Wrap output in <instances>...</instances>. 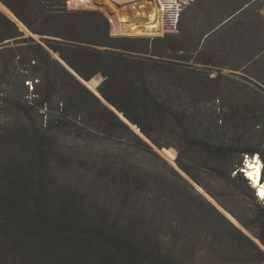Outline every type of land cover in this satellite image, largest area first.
<instances>
[{
    "label": "trees",
    "instance_id": "16d2710c",
    "mask_svg": "<svg viewBox=\"0 0 264 264\" xmlns=\"http://www.w3.org/2000/svg\"><path fill=\"white\" fill-rule=\"evenodd\" d=\"M67 1L1 0L31 37L0 3V55L25 90L10 147L19 161L0 158V264H264L257 242L152 146L175 148L178 167L264 246L262 199L250 218L202 176L252 188L246 159L264 161V0H198L177 34L155 38L112 36L103 14ZM53 53L86 81L101 75L102 97L152 144ZM69 162L85 186L62 182Z\"/></svg>",
    "mask_w": 264,
    "mask_h": 264
},
{
    "label": "rangeland",
    "instance_id": "374dc122",
    "mask_svg": "<svg viewBox=\"0 0 264 264\" xmlns=\"http://www.w3.org/2000/svg\"><path fill=\"white\" fill-rule=\"evenodd\" d=\"M72 1L74 2L73 5H72ZM197 1L198 0H195L193 3H191L190 5L184 8L181 15V22L183 19L186 20L188 18L193 17L192 14H194V7H196L195 4ZM68 6L74 8L73 10L68 9L70 11H93L103 14L106 18H108L111 21V25L114 28V32L119 37L155 38V37H163L166 35L162 27L160 28L161 29L160 31L158 29L157 30L153 29L151 31H148L142 28L141 24L137 25L134 22V20L136 21V18L139 19L160 18V24H161L162 22L161 18L163 13L161 12V8H160L161 7L160 0H68L67 7ZM125 26H135L136 29L133 28L134 31L131 30L132 32L131 31L126 32L124 30ZM53 57L56 60H58L54 54ZM16 65L17 64L13 61V58L10 53L0 55V158L1 160L4 161L9 159L11 160V162L17 160L20 156V149L17 148L10 150V147L14 145L11 142L12 135L15 134L17 138L20 137L19 135L20 131L14 128V126L17 125L18 121H19L18 123H20V96L25 91L20 85V77L18 75L20 71H17L19 69L18 66ZM226 72L227 70H225V73ZM102 79H103L102 76L99 75L93 79L92 83H97L96 87L98 88L99 87L98 83L100 85L101 82L103 81ZM26 85H29L28 86L29 92H32L33 89L32 82L31 83L27 82ZM89 89L94 94L96 93L92 90V88ZM104 104L106 103L104 102ZM14 115H16L18 118H15ZM133 130L135 131V129ZM137 133L139 134V132ZM144 140L149 142L146 138H144ZM118 143H119L118 141H115L114 144H111L110 142L102 141V143L99 144V147L100 149L116 148L119 145ZM79 146L80 149L83 150V147H81V145ZM103 146L105 147L103 148ZM95 148H98V144L95 145ZM154 149L170 167L174 168L186 180H188L185 177V175L182 174L180 170L177 168L178 165L176 163V159L178 157V151L175 148H170V149L164 148L167 149V151L164 152L165 155L163 153H160L156 148ZM257 156L262 161L263 163L262 168L264 170V161L259 154H256L254 158H256ZM142 157H143V162H147L149 159L147 155L145 157L142 154ZM73 158L76 159L77 156ZM154 161L158 163L157 160ZM16 162L14 161L13 163ZM72 163L69 162V166H67L66 164H61V165L59 164L57 166L59 172L61 171L62 174L66 177V179L62 180V182H67V180H70L73 184H75L77 180L78 181L81 180L79 181V183L82 182V184L85 186L87 184V177L85 176L84 169L82 168L81 165L77 164L76 162H74V164ZM246 173H247V169H246ZM202 176L204 177L203 178L204 182L208 185L209 188H212L217 192H220V194H222L223 196H225V200H227L229 206L241 212L243 211V213H245L246 216L250 218L252 217L253 210H255V201L253 200V197L257 196V189H255L252 185H251L252 188H249L248 185L245 182H243L241 179H237L235 182H233L232 187L226 188V185L223 186L222 184H220L221 182H219L218 179L217 181L216 178H214L213 176L212 177L207 175H202ZM60 177H62V175ZM188 181L195 187L197 191L198 190L200 191V192L198 191L199 193H201L209 201H211L214 205H216L215 202L206 195L207 192L201 186L197 184L200 187L199 188L198 186L193 184L190 180ZM68 182L64 184H68ZM202 189L205 192H203ZM260 200L261 199H259V201ZM262 201L264 202V200ZM261 204L263 203L261 202ZM220 207L223 208L222 206ZM220 207L218 209H220ZM225 212L227 211L225 210ZM226 216L229 219L233 220V222L241 230H243V232H245L248 236H250L253 240H255L257 244L260 246V248L264 250V246L257 239H255L251 235V233H249L245 228H243L229 212H227Z\"/></svg>",
    "mask_w": 264,
    "mask_h": 264
},
{
    "label": "built area",
    "instance_id": "2783aa9c",
    "mask_svg": "<svg viewBox=\"0 0 264 264\" xmlns=\"http://www.w3.org/2000/svg\"><path fill=\"white\" fill-rule=\"evenodd\" d=\"M195 0H160L163 13L161 21L165 34H177L180 30L181 15L184 8Z\"/></svg>",
    "mask_w": 264,
    "mask_h": 264
},
{
    "label": "water",
    "instance_id": "95a60500",
    "mask_svg": "<svg viewBox=\"0 0 264 264\" xmlns=\"http://www.w3.org/2000/svg\"><path fill=\"white\" fill-rule=\"evenodd\" d=\"M0 3L1 4H3L2 2H1V0H0ZM14 22H16V24H18V26L22 29V31H24V33H25V35H26V37H31L32 36V34H31V32L27 29V27L21 22V21H19V19L16 17V16H14V18L12 19ZM22 26V27H21ZM55 56H56V58L62 63V64H64V66L69 70V71H71L86 87H89L90 88V84L92 83V81H93V79L91 80V81H86V80H84L83 78H81L71 67H69L60 57H59V55L58 54H55V53H53ZM98 86H99V84H98ZM97 92H98V97L103 101V102H105L109 107H111L112 108V110H114L125 122H127L132 128H136L138 131L137 132H139V135H141L142 137H144V138H146L150 143H151V141L140 131V129L139 128H137V127H135L134 125H132L122 114H120L117 110H116V108L115 107H113L111 104H109L103 97H102V95L100 94V92H99V90H98V88H97ZM136 132V131H135ZM136 132V133H137ZM152 144V143H151ZM153 145V144H152ZM153 147L154 148H156L160 153H163L164 155H165V151H167V149H159V148H157L155 145H153ZM247 160V159H246ZM177 166V165H176ZM177 168L180 170V172L182 173V174H184L185 175V177L188 179V180H190L193 184H195L196 186H198L193 180H191L178 166H177ZM263 183H264V181H262ZM199 187V186H198ZM200 188V187H199ZM199 191V190H198ZM202 191L203 192H205L203 189H202ZM200 192V191H199ZM206 195L209 197V198H211V200H213L214 202H215V204H216V206H218V208L220 207V205L219 204H217V202L212 198V197H210L207 193H206ZM220 209L222 210V212L224 213V214H226L227 215V212H225V210H223V208H221L220 207ZM220 210V211H221Z\"/></svg>",
    "mask_w": 264,
    "mask_h": 264
},
{
    "label": "bare ground",
    "instance_id": "6f19581e",
    "mask_svg": "<svg viewBox=\"0 0 264 264\" xmlns=\"http://www.w3.org/2000/svg\"><path fill=\"white\" fill-rule=\"evenodd\" d=\"M262 167H263V163L259 159L258 156L256 158L248 157L246 161L245 170L243 171H245L244 173L246 174L247 178L249 177L248 179L250 180L252 186L255 189H257V197L259 199L264 200V197L260 195V190L264 189V183L261 180L262 179ZM246 169H247V173H246Z\"/></svg>",
    "mask_w": 264,
    "mask_h": 264
},
{
    "label": "crops",
    "instance_id": "0c3cea01",
    "mask_svg": "<svg viewBox=\"0 0 264 264\" xmlns=\"http://www.w3.org/2000/svg\"><path fill=\"white\" fill-rule=\"evenodd\" d=\"M74 4V2L72 1V5ZM4 5V4H3ZM5 6V5H4ZM5 8H7L9 10V12L15 16V14L8 8L5 6ZM68 9L73 10L74 8H72L71 6H68ZM2 11V10H1ZM3 12V11H2ZM6 14V13H5ZM7 15V14H6ZM9 18H11L9 15H7ZM13 18V17H12ZM135 24H141V27L144 28L145 30L151 31L153 29L155 30H161L160 28L162 27V22L160 24V18H136V21L134 20ZM153 22V23H152ZM163 29V28H162ZM112 36H116L119 37L117 34H115L114 32V28L112 27ZM137 34V33H136ZM99 76V75H98ZM97 77V76H96ZM94 79V78H93ZM103 80V79H102ZM99 84V83H98Z\"/></svg>",
    "mask_w": 264,
    "mask_h": 264
},
{
    "label": "snow or ice",
    "instance_id": "6c2138e0",
    "mask_svg": "<svg viewBox=\"0 0 264 264\" xmlns=\"http://www.w3.org/2000/svg\"><path fill=\"white\" fill-rule=\"evenodd\" d=\"M260 195H261L262 197H264V189H261V190H260Z\"/></svg>",
    "mask_w": 264,
    "mask_h": 264
},
{
    "label": "clouds",
    "instance_id": "9594fccd",
    "mask_svg": "<svg viewBox=\"0 0 264 264\" xmlns=\"http://www.w3.org/2000/svg\"><path fill=\"white\" fill-rule=\"evenodd\" d=\"M247 161V160H246ZM245 165H246V163H245ZM262 174H263V168H262Z\"/></svg>",
    "mask_w": 264,
    "mask_h": 264
}]
</instances>
